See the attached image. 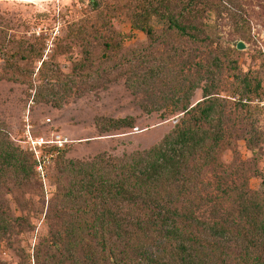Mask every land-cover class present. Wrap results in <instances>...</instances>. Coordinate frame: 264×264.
Segmentation results:
<instances>
[{"label":"rangeland","instance_id":"1","mask_svg":"<svg viewBox=\"0 0 264 264\" xmlns=\"http://www.w3.org/2000/svg\"><path fill=\"white\" fill-rule=\"evenodd\" d=\"M199 1L201 20L211 25L206 45L165 33L161 27L157 28L159 44L132 31V17L149 5H159L158 0H0V47L7 48L0 55V124L14 146L26 154L23 142L28 125L36 136L53 140L59 135L68 140L45 181L35 172L25 185L9 178L0 187L1 211L11 225L0 240L4 264H73L68 254L55 248L58 238H65L67 228L75 223L79 208L69 200V193L78 190L74 187L77 174L65 168L94 161L108 166L149 151L184 118L171 115L170 100L158 103L160 112L148 114L142 105L148 104L149 95L130 88L132 83L137 86L130 81L135 73L156 66L167 67L164 75L171 76L151 85V91L158 98H172L178 87L173 78L177 67L188 75L192 65L184 64L189 61H201L212 69L215 63L223 65L216 93L229 102L227 129L234 148L221 150L219 172L208 170L203 176L205 195L218 197L220 175L229 187H242L245 182L252 193H262L264 148L256 159L243 139L249 127L241 117L250 116L249 122L264 131V93L251 108L237 112L234 76L249 75L263 82L264 89V0ZM240 42L244 50H238ZM143 58L145 64L137 65ZM206 85L210 83L203 82L195 91L191 104L203 100ZM59 102L60 108L55 106ZM125 118L134 119L135 128L105 130L111 120ZM214 204L203 207L197 216L203 221L215 219ZM231 204L217 213L218 219L228 213L237 219L238 207ZM240 251L233 252L230 264L241 261ZM210 256L220 264L218 256ZM75 257L78 262L84 258L81 251Z\"/></svg>","mask_w":264,"mask_h":264},{"label":"trees","instance_id":"2","mask_svg":"<svg viewBox=\"0 0 264 264\" xmlns=\"http://www.w3.org/2000/svg\"><path fill=\"white\" fill-rule=\"evenodd\" d=\"M158 1L159 5H149L132 17V31L144 33L154 44L161 42L158 27L196 44L209 42L211 25L201 20L197 10L199 0ZM6 52V47H0V55ZM145 59H136L141 62L137 65H144ZM202 64L186 62L184 65H192L188 67V75L177 67L173 78L178 87L172 98H158L150 88L171 76V73L164 75L168 69L165 66H156L144 74L135 73L130 79L137 82L136 87L132 83L130 88L145 92L150 97L148 104L153 103L142 105L145 112H160L158 103L170 100L171 115L184 117L159 145L112 161L108 166L94 161L65 168L71 167V172L77 174L74 187L78 190L69 193V200L77 202L79 208L75 223L67 228L65 238H58L55 248L62 255L68 254L73 264H216L211 261L212 254L218 256L220 264H230L238 248L241 261L237 264H264V177L260 195L249 191L245 182L242 187H229L222 175L217 178L218 197L214 200L205 195L203 176L208 170L219 172L221 150L226 146L233 149L234 145L229 141L227 129L229 102L216 93L220 88L217 74L224 67L215 63L212 69ZM203 82L210 85L203 88V100L193 105L191 99ZM234 84L239 97L237 112L251 108L250 104L264 93L263 82L249 75H235ZM55 106L60 108L61 103ZM249 118L241 117V122L247 120L249 127L243 131V139L258 159L264 148V131L250 123ZM134 124L132 118L111 120L105 130L133 129ZM34 175L33 157L16 148L0 124V187L9 178L25 185ZM213 203L215 219L201 220L198 212ZM230 203L231 207H238L237 219L231 213L218 219L217 213ZM1 210L2 207L0 240L11 231L7 214ZM80 251L84 258L78 262L75 255ZM0 264L4 263L0 260Z\"/></svg>","mask_w":264,"mask_h":264},{"label":"built area","instance_id":"3","mask_svg":"<svg viewBox=\"0 0 264 264\" xmlns=\"http://www.w3.org/2000/svg\"><path fill=\"white\" fill-rule=\"evenodd\" d=\"M31 130L32 126L28 125L23 143L28 153L33 157L37 176L45 181L48 177L49 167L57 153L66 148L68 140L59 135L55 136L53 140H47L42 136H36Z\"/></svg>","mask_w":264,"mask_h":264},{"label":"water","instance_id":"4","mask_svg":"<svg viewBox=\"0 0 264 264\" xmlns=\"http://www.w3.org/2000/svg\"><path fill=\"white\" fill-rule=\"evenodd\" d=\"M237 48H238V50H244L245 45L242 42H240V43H238Z\"/></svg>","mask_w":264,"mask_h":264}]
</instances>
